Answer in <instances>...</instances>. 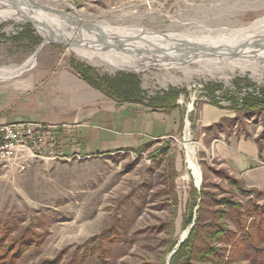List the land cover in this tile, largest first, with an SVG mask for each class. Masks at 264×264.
Listing matches in <instances>:
<instances>
[{"label": "rangeland", "instance_id": "obj_1", "mask_svg": "<svg viewBox=\"0 0 264 264\" xmlns=\"http://www.w3.org/2000/svg\"><path fill=\"white\" fill-rule=\"evenodd\" d=\"M23 1L28 0H0V4L15 2L13 9L21 6L33 14L37 5L66 13L70 17L62 31L84 30V37L99 50L109 48V39L101 37L120 33L129 35L127 41H136L133 34L137 31H143L155 45L151 42V50L135 53L149 65L117 66L99 59L90 63L71 49L68 44L75 41L70 37L48 42L42 26L39 31L31 20H0V69L20 66L31 55L34 58L32 67L0 79V93L8 83L27 91L28 83L47 73L73 71L72 60L109 78L134 74L140 90L123 101L103 96L108 107L119 110L107 120L95 121L89 131L98 133L99 141L117 143L114 149L82 155L77 138L75 151L66 160L33 161L21 172L0 163V221L7 222L0 229V252H10L18 243L25 246L16 264L46 260H56V264H170L198 220L212 227L223 225L232 238L198 234L195 241L213 243L223 260L214 254L207 261L193 259L189 264L263 263V196L223 170L209 147L220 135L227 138L231 133L254 137L259 148L264 143V36L245 49L260 48L256 53L235 51L228 60L216 57L217 61L211 60L214 51L202 47L163 52L160 47L168 48L172 41L158 47L161 43L156 39L189 36L216 41L226 39L221 31L233 30L226 41L231 38L234 43L230 40L217 48L227 50L242 35L248 38L258 31L243 32L245 28L264 23V0H36V4L21 5ZM237 30L241 32L236 34ZM217 53L222 57V52ZM185 56L190 61L183 60ZM170 59L187 69L166 68ZM156 60L165 64L158 66ZM204 106L221 111L219 123L203 126ZM186 128L199 168L197 183L186 160ZM84 131L86 136L88 130ZM189 215L191 223L187 224ZM238 239L251 245L247 254L232 248Z\"/></svg>", "mask_w": 264, "mask_h": 264}, {"label": "crops", "instance_id": "obj_2", "mask_svg": "<svg viewBox=\"0 0 264 264\" xmlns=\"http://www.w3.org/2000/svg\"><path fill=\"white\" fill-rule=\"evenodd\" d=\"M14 85L8 83L1 89L0 119L2 121L80 123L77 127L64 131V138L67 139L64 152L68 156L75 151L76 145L74 147L72 145L77 138L81 139L79 152L82 155L100 153L108 147L109 150L117 147L118 144L111 140L99 141L98 133L89 130L94 128L95 121L109 119L110 115L119 108L112 105L108 107L107 101L103 98L104 94L80 79L73 71L64 69L47 73L37 81L28 83L27 91ZM40 112L44 114H39ZM221 116V111L204 106L201 123L205 127H210L219 123ZM84 130H88L86 136H83ZM60 132L63 134L62 130ZM209 150L223 170L239 179L246 188L260 192L264 200V143L259 148L254 137L231 133L227 138L220 135L219 138L214 139Z\"/></svg>", "mask_w": 264, "mask_h": 264}, {"label": "bare ground", "instance_id": "obj_3", "mask_svg": "<svg viewBox=\"0 0 264 264\" xmlns=\"http://www.w3.org/2000/svg\"><path fill=\"white\" fill-rule=\"evenodd\" d=\"M34 1H36V0H28L26 2L23 1V2H19V3L21 5H22V3L27 5V2H32V3L36 4ZM2 3L3 4H0V7H3L0 10V20L4 19L6 17H10V18L16 19V20H21V19L31 20L37 26L38 29H39V25L42 26L43 34L45 36L46 41H48V42L49 41L61 42L63 40V38H69L70 37V38L74 39V41H75V42H72L71 44H68V45H70L71 49H74L75 52H81L82 55L84 56V58H86L90 63H93V62L96 63L95 59H99L102 62H111L112 61L117 66H123L126 64H128V65H149L150 64V62H142V61H140V59H137L135 57V53L137 51L144 50V48H149L148 50H151L150 49L151 42L155 45L154 41H152L148 35H144L143 31H137V33H139V34H137L136 31H134V33H136V34H133V36L135 35V39L138 38V40H136V41H127V40H129L127 38V37H129V35L127 37H124V36H120V33H116L117 37L113 36L111 38H109L107 36L101 37L100 36L101 34H97L96 37L109 39L107 41V43L109 44L108 45L109 48L104 51L103 49L99 50V48L94 46L93 42L89 41V39L84 37V33H85L84 30L81 31V29L80 30H76V29L71 30L70 29L71 32L69 34L62 31L63 28L64 29L66 28L65 22L68 20V17H70L69 15H66V13H53V12H51L53 10L50 7H48V6L47 7L46 6L45 7H43V6L39 7L37 5L36 6V12H35V14H33L32 9L31 10L22 9L21 6L18 9H13V8H15V6L13 5L15 2L12 5H10L12 2L11 3L10 2L9 3L2 2ZM43 18H45V21ZM70 20H74V19H72V17H71ZM254 30H258V31L250 34V37H248V38H245V36L242 35L240 37V39H238V43L236 44V46H232L231 48H228L227 50H224L223 49L224 47L220 48V49H217V48L222 47V46H226V43L230 40H231L230 43H234L235 39L230 38L226 41V39L229 36L233 35L232 34L234 32L233 30L228 31V32L221 31V33L223 32L225 34L224 36H226L225 37L226 39H217L216 41H214V40L209 41V38L208 39L204 38L201 41V38H192L189 36L174 37V38H176L175 40L172 37L159 38L156 40L159 41V43H161L160 45H157L158 47H160L161 45L163 46L164 43L167 44L168 41H170V42L172 41L171 42L172 44H170V45L168 44V46H170V47H168V48L160 47L161 49L163 48L162 49L163 52L166 51V52L171 53V52L176 51L175 49H177V48H183L186 46H190L191 47L190 49L195 48V47H200V48L202 47V48L212 50L216 53L214 55L215 58H211L212 61L214 59H215V61H217L216 57L218 60L221 58L223 60L224 59L228 60L227 57L232 56L229 54L232 52H235V51H236V53H240V52L242 53L244 51V54L245 53L249 54L253 51L256 53V51L260 50V48L255 47V49L252 51H250V50L245 51V49L247 48L248 45H253L254 42L258 41L259 36H261V35L264 36V23H262L260 25L248 26L247 28H245L243 30V32L254 31ZM39 31H41V30L39 29ZM74 32H76V34ZM240 32H241V30H237L236 34H239ZM256 34L258 36H256ZM140 36H142V37L140 38ZM158 37H160V36L158 35ZM78 40H80V41H78ZM195 41H199L198 42L199 44H195L196 43ZM262 41H264V39ZM65 42L67 44V41H65ZM97 42H99V41H97ZM145 42H149L150 44H146ZM192 43L194 45H191ZM261 44H264V42ZM132 45H134V46H132ZM105 46L106 45H104V47ZM263 47L264 46H262L261 49ZM124 49H126V50H124ZM153 49L155 50L154 47H153ZM162 51H157V52H159L160 56L163 54ZM217 52H222L221 53L222 57H219ZM177 53H179V52H177ZM177 53H174V54H177ZM197 57H199V55H197ZM236 57H237V55H236ZM183 58H184L183 60H185L187 58L186 61H190L188 56H185ZM33 59H34L33 55H31L28 58V60H26L20 66L11 67V68H8V67L7 68H1L0 69V79L1 80L2 79H8V78L10 79L14 76L19 75L20 73H22L23 71L28 69V67L33 66V63H34ZM171 59H173V58H171ZM171 59H170V61H171ZM173 60L170 62V64L168 66H166V68L175 67L178 69H182L183 71H185V69H187L186 65H177L176 63H173L174 62ZM211 60H209V61H211ZM177 61L179 62V60H177ZM157 63H158V61H157ZM164 64L165 63H158L157 65L163 66ZM186 126H188V123L186 124ZM188 137H189L188 129L186 128L185 133H184V146L186 149V157H187L186 160H187V164H188L189 168L192 171L193 177L195 178L196 183H197L198 179H199V168L197 166V162H196V158H195V151H194L193 147H191V145H189V138Z\"/></svg>", "mask_w": 264, "mask_h": 264}, {"label": "trees", "instance_id": "obj_4", "mask_svg": "<svg viewBox=\"0 0 264 264\" xmlns=\"http://www.w3.org/2000/svg\"><path fill=\"white\" fill-rule=\"evenodd\" d=\"M70 66L80 79L85 81L94 89L103 93L105 96L115 101H123L127 99L126 97L129 98L133 95L139 94L140 92L138 78L134 74L118 75L113 78H109L107 76L99 75L91 68L85 67L83 64L77 63L73 60L70 61ZM171 98L174 99V97ZM247 193L253 194L255 192L249 191ZM259 194L261 195V193H258V195ZM230 206L231 208L234 209L233 203H231ZM186 222L187 224L191 223V215L188 216ZM202 224L201 223L199 224L198 220L193 224V226L191 227L188 233L187 238L181 244H179L177 250L172 255L170 264H189L188 262L193 259H198V260L203 259L202 261H204L205 259V261H207L209 260L210 256L214 254H215L214 256H216L219 261L223 260L222 255H220V253H217V248L214 247L213 243L212 245L207 243L208 244L207 245L201 238H198L197 240H201V243L198 244L197 241L195 240L198 234H203V233H207L208 238L210 234H213L215 238L223 237L226 240H231L232 237L229 236L230 234L229 230H227L223 225L213 224L214 226L212 227L210 226L209 222ZM6 226H7V222L0 221V229L4 230ZM239 241L240 239L232 243L231 245L232 248L235 251L239 250L241 253L247 254V251L249 249H252L251 245L240 243ZM21 246L22 245L21 244L19 245V243L15 244L14 247H16V249H14L13 247L9 250L11 254L10 252L7 251H4L3 253L0 252V264H16V261L19 259V257L26 251L25 246L22 247ZM253 250L255 249L253 248ZM261 252L264 253V248L261 250ZM83 256L84 253L80 255V257ZM40 264H56V260L55 261L46 260L41 262ZM256 264H264V262L256 263Z\"/></svg>", "mask_w": 264, "mask_h": 264}, {"label": "built area", "instance_id": "obj_5", "mask_svg": "<svg viewBox=\"0 0 264 264\" xmlns=\"http://www.w3.org/2000/svg\"><path fill=\"white\" fill-rule=\"evenodd\" d=\"M71 127L70 124L0 119V163L21 172L33 161L66 160L69 156L64 152L67 141L64 131Z\"/></svg>", "mask_w": 264, "mask_h": 264}]
</instances>
